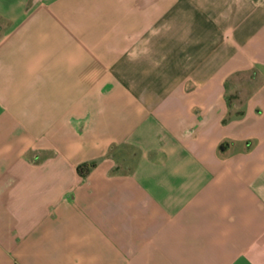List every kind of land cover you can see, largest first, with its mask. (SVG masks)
<instances>
[{"label":"crops","instance_id":"0c3cea01","mask_svg":"<svg viewBox=\"0 0 264 264\" xmlns=\"http://www.w3.org/2000/svg\"><path fill=\"white\" fill-rule=\"evenodd\" d=\"M29 1L0 0V264H264V0Z\"/></svg>","mask_w":264,"mask_h":264},{"label":"rangeland","instance_id":"374dc122","mask_svg":"<svg viewBox=\"0 0 264 264\" xmlns=\"http://www.w3.org/2000/svg\"><path fill=\"white\" fill-rule=\"evenodd\" d=\"M34 0H30L29 2H33ZM46 2H56V3H69V4H77L81 6H85L87 4H93L96 3L99 0H45ZM84 13H78V15H83ZM0 19H2L0 17ZM97 32L99 33V28H97ZM239 94V93H238ZM244 94L243 92L241 93ZM237 93L234 95L228 94V97L232 100V96H235L236 98ZM241 95V96H242ZM114 153L116 154V159H118L119 163L123 166L122 171L127 172L129 168L134 164L135 158H137V151L132 145L129 144H121L119 146H116L114 149ZM115 156V155H114Z\"/></svg>","mask_w":264,"mask_h":264},{"label":"trees","instance_id":"16d2710c","mask_svg":"<svg viewBox=\"0 0 264 264\" xmlns=\"http://www.w3.org/2000/svg\"><path fill=\"white\" fill-rule=\"evenodd\" d=\"M94 165V163H81L77 166L78 173L80 175H85L90 168Z\"/></svg>","mask_w":264,"mask_h":264}]
</instances>
